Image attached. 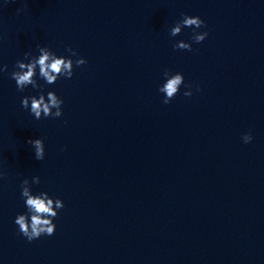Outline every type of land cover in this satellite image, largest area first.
<instances>
[{"label":"clouds","instance_id":"obj_1","mask_svg":"<svg viewBox=\"0 0 264 264\" xmlns=\"http://www.w3.org/2000/svg\"><path fill=\"white\" fill-rule=\"evenodd\" d=\"M19 11L20 9H17V12ZM185 27L193 29L192 40L197 44L202 43L208 36L206 31H197L206 27L204 20L199 16L188 15H184L170 29V35L172 37L178 36ZM173 48L191 51L192 44L181 40L177 41ZM37 49L39 52L38 56H32L30 52H26L24 60H17L14 65L15 70L11 71L9 75L15 81L18 91L23 92L28 86L34 89H41L38 97L24 96L21 99V106L30 110V114L35 119L59 118L63 115L62 105L64 101L54 91H48L47 97H45L42 91L43 86L37 81V69L39 78L43 79L46 84L52 85L60 78L71 79L74 75V69L83 66L87 61L82 57L73 59V57H77V53L70 46L66 48V51L70 53L69 56H57L50 48L42 47L39 44ZM7 72L8 66L0 64V74ZM163 76L165 82L159 86L158 91L164 95L162 102L167 105L180 92L181 86L184 85V76L180 72L173 74L168 70L164 71ZM185 87L188 90L183 95L190 97L193 94L191 91L192 85H185ZM200 90L199 87L196 88V91ZM241 140L245 144L251 143L253 140L252 133L250 131L244 133ZM28 143L34 149L35 158L43 161L45 158L44 141L38 138L29 140ZM5 175L3 171H0V180L4 179ZM40 182L39 176H33L31 182L28 179H24L20 185V195L24 200L26 212L18 214L14 223L18 226V232L29 242L39 239L41 236H53L56 230L54 220L59 215V210L64 208L63 200L52 198L47 192L33 194L32 185H38Z\"/></svg>","mask_w":264,"mask_h":264}]
</instances>
